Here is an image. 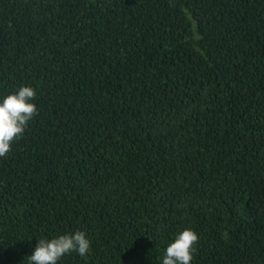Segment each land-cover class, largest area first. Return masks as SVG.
<instances>
[{"label":"trees","instance_id":"trees-1","mask_svg":"<svg viewBox=\"0 0 264 264\" xmlns=\"http://www.w3.org/2000/svg\"><path fill=\"white\" fill-rule=\"evenodd\" d=\"M38 110L0 157V264H264V0H0V101Z\"/></svg>","mask_w":264,"mask_h":264},{"label":"clouds","instance_id":"clouds-1","mask_svg":"<svg viewBox=\"0 0 264 264\" xmlns=\"http://www.w3.org/2000/svg\"><path fill=\"white\" fill-rule=\"evenodd\" d=\"M36 92L32 87L22 86L0 101V157H6L12 144L23 137L29 122L38 115L33 101ZM198 235L185 229L175 236L165 249L162 264H190L198 243ZM90 250V241L83 231L62 234L51 239L44 238L26 258L27 264H58L66 255L77 253L84 257Z\"/></svg>","mask_w":264,"mask_h":264}]
</instances>
